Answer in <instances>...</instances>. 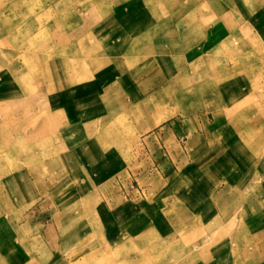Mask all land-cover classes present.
<instances>
[{"label":"crops","instance_id":"crops-1","mask_svg":"<svg viewBox=\"0 0 264 264\" xmlns=\"http://www.w3.org/2000/svg\"><path fill=\"white\" fill-rule=\"evenodd\" d=\"M15 1L0 0V67L22 52L29 61L42 54L40 49L43 54L51 51L44 36L39 39L46 33L41 31L47 15L44 0H22L25 7L11 10ZM105 1L108 13L100 19L94 13L84 30L74 34L73 74L58 71L61 77L54 80L48 74L55 82L51 88L21 90L20 98L9 99L10 103L23 97L47 101L0 117V141L10 144V149L0 147V167L14 159L18 166L0 177V194L5 188L14 208L22 210L19 220L11 219L10 224L18 237L23 230L30 234L38 226L33 235L51 252L57 232L45 219L53 209H61L58 226L65 235L72 225L70 219L76 218L66 215L67 208L63 211L68 207L65 178L81 177L92 193L108 188L109 183L112 190L118 189L113 185L117 180L130 189L136 181L154 195L151 199L161 213L163 235L176 244L164 264H264V154L258 156L259 147L264 146V109L252 118L250 128L256 133L248 141H240L238 130L243 125L238 123L231 138L227 118L238 106L227 100L224 79L217 80L215 89V73L211 75L215 54L232 37L238 38L242 29L251 38L264 39V0ZM67 3L54 0L49 5L58 18L56 27ZM147 11L149 18L153 16L148 24ZM87 39L95 49L94 61L82 55ZM33 40H37L36 48ZM78 68L83 71L81 81L72 77ZM28 78L27 82L40 79L38 75ZM63 98L79 100L82 106L57 110ZM50 109L61 111L60 115L84 110L90 117L62 126L56 134L57 148L42 153L41 158L34 147L49 146L48 135L55 128L38 118ZM25 112L35 114L18 123L11 119L9 126L2 122ZM119 144L138 148L125 154ZM93 196L81 200L76 196L75 200L80 205ZM61 199L64 202L53 205ZM68 238L66 234L59 242ZM212 241L220 243L217 251ZM223 241L227 243L221 245ZM0 243L4 246L7 241L1 238Z\"/></svg>","mask_w":264,"mask_h":264},{"label":"rangeland","instance_id":"rangeland-1","mask_svg":"<svg viewBox=\"0 0 264 264\" xmlns=\"http://www.w3.org/2000/svg\"><path fill=\"white\" fill-rule=\"evenodd\" d=\"M16 2H12L11 10L17 8ZM53 2L54 0L43 1L47 15L44 18L41 31H46V33L39 35V39L44 36V42L50 47L49 50L51 51L48 54H43L45 51L40 49L38 51L42 54L34 58L28 55L29 61H26V54L22 52L23 55L19 56L18 59H14L11 63L8 62L0 67V96L3 98L0 99V117L24 111L28 105L34 104L35 106L47 101L45 97L44 99L41 97H23L10 103L9 99L20 98L23 94L22 91L25 92L28 89L47 90L52 84H55V82L49 80L50 78H47L49 77L48 74L53 76V80L56 78L60 79L61 76L56 73L58 71L65 74H73L74 68L71 63L74 60L72 47L75 32L83 31L85 24L90 18H93L94 13L98 14V19L108 13L105 0H68L67 10L60 20L61 24L56 27L54 23L58 21V18H54L53 15L56 13L53 12L52 7L48 9ZM111 4L113 5V3ZM38 5L42 6V3L38 1ZM39 11H41V7ZM147 14L146 23L148 24L149 21L153 20V16L149 18L150 14L148 11ZM252 38L246 29H242V34L238 38L232 37L221 51L215 54L211 70V75L215 73L214 81L216 79V82L213 85L215 89L216 85L220 83L217 80L219 78L224 79L221 83L226 85V92L230 95L227 94V100H230L232 105L236 103L238 106L227 118L229 122L227 132L233 138L235 124L243 125L241 130H238L239 135L241 132V135L238 136L240 141L244 139L248 141L251 134L256 133L255 130L252 131L250 128L252 118L255 119L257 113H260L258 109H264V39L261 40L259 38L257 40ZM31 45L36 48L37 40H33ZM86 46L87 49L83 50L86 54L82 55H85L88 61H94L95 49L92 48L93 45L88 39ZM34 53H36L35 50ZM210 57L213 58L212 55ZM148 67L146 65L140 68ZM88 68L87 66L86 69ZM93 68H95V65H93ZM82 72V70L80 74L75 72L72 77L76 75V81H81ZM18 74L19 76L16 77ZM30 75L34 77L38 75L40 79L27 82ZM66 77L68 78V75ZM52 101L53 98L50 97V106L54 108ZM77 101H69V98H63L61 102L57 103L59 106L57 110L62 107L65 109H78L76 108ZM54 112L51 109L47 110V112L44 111L38 118V121H47L50 125L53 124L51 125L52 128H55L50 130L48 135L49 146L36 144L34 147L36 155L38 154L41 158L42 153L47 154L49 149L57 148L59 140L57 141L56 134L60 131L59 129H62V126L71 125L77 120L90 117V112L84 110L77 113L65 112L61 115V111L60 113ZM34 114L25 112L22 115L23 117L15 114L11 116L12 118H3L2 122L9 126L12 122L11 119L14 120V123H18L22 118H32ZM4 132L3 130L1 138L4 136ZM7 132L13 133L10 129ZM130 136L128 140H130ZM18 139L19 135L13 136L14 144L17 143ZM9 146L10 144L8 145L5 140L0 141V147L9 148ZM117 147L125 154L129 150L134 152L138 148L137 145L125 147L120 145ZM249 148L247 146V149ZM259 148L258 156L260 157V155L264 154V146ZM14 160L3 162L0 167V177L4 178L15 171L18 166L16 160ZM22 165H25V162ZM195 176L198 175L195 174ZM47 178H44V182H48ZM195 180H201V177H196ZM65 185L67 190L64 198L68 203V207H65L63 211L67 208L65 210L66 215L73 214L76 215V218L74 221L70 219L72 225L68 227V230L66 229L68 231L66 233L67 237L70 240L65 239L63 242L59 241L65 237L66 234L64 235L63 233L66 231L64 232L63 229H60V225L58 226L57 214L61 209H53L51 217L48 216V219H45L48 220L47 223L50 222L48 224L57 232V240L52 243L54 247L48 245L52 248L51 252L41 241H37L36 235H33L38 226L34 227L32 229L33 232L30 234L23 230L18 237L13 222L11 224L10 222H17L22 210L14 208L10 196L5 192V188L2 187V193L0 194V239H5L7 243L4 246L0 243L1 264H133L131 260H136L138 264H164L170 259L169 255L171 250L176 247V244L166 240L163 235L165 228L162 224L161 213L153 199H151L154 195L152 193L148 194L146 189L136 181L133 188L126 189L117 180L116 183H113V185L119 187L116 190L113 189L117 193L110 191L112 190L111 183H109L108 188L104 187L98 192L92 193V191L84 187L86 182L81 177L79 179L67 177L65 178ZM91 194L94 196L89 198L87 203L84 202L79 205L78 201L75 200L76 196H81V198H77L81 200L82 198L85 199V196H91ZM63 200L53 201V205L57 206L64 202ZM58 208L62 207L59 206ZM225 234L227 235L226 237H229L231 232L227 231ZM9 239L13 240L11 245L8 243ZM224 243L227 242L223 241L221 245ZM228 243L233 244V242ZM210 244L214 245L212 248L217 251L220 243L212 241ZM137 248L141 251L137 252ZM128 251L130 254H128ZM123 253L124 255H122ZM106 254L116 255V257H106ZM127 257H132L130 258L131 262H129Z\"/></svg>","mask_w":264,"mask_h":264},{"label":"bare ground","instance_id":"bare-ground-1","mask_svg":"<svg viewBox=\"0 0 264 264\" xmlns=\"http://www.w3.org/2000/svg\"><path fill=\"white\" fill-rule=\"evenodd\" d=\"M25 2L24 1H22V0H17V2H16V7L17 8H21L22 6H24L25 7ZM63 4H65V3H63ZM16 8V9H17ZM18 10V9H17ZM59 13V12H58ZM77 40V39H76ZM79 70V69H78ZM80 72L81 71H78V73L80 74ZM80 76V75H79ZM74 80H77L75 77H74ZM82 105H81V103L79 102V100L77 101V104H76V108H79V107H81Z\"/></svg>","mask_w":264,"mask_h":264}]
</instances>
